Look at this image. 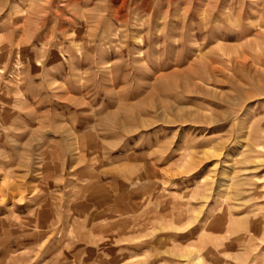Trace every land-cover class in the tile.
Segmentation results:
<instances>
[{
	"label": "rangeland",
	"instance_id": "374dc122",
	"mask_svg": "<svg viewBox=\"0 0 264 264\" xmlns=\"http://www.w3.org/2000/svg\"><path fill=\"white\" fill-rule=\"evenodd\" d=\"M0 264H264V0H0Z\"/></svg>",
	"mask_w": 264,
	"mask_h": 264
}]
</instances>
